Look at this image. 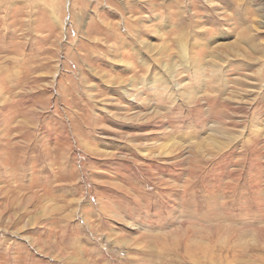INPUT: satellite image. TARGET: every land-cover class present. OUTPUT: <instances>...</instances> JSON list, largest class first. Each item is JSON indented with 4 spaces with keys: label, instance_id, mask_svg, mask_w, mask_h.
<instances>
[{
    "label": "rangeland",
    "instance_id": "1",
    "mask_svg": "<svg viewBox=\"0 0 264 264\" xmlns=\"http://www.w3.org/2000/svg\"><path fill=\"white\" fill-rule=\"evenodd\" d=\"M0 264H264V0H0Z\"/></svg>",
    "mask_w": 264,
    "mask_h": 264
}]
</instances>
